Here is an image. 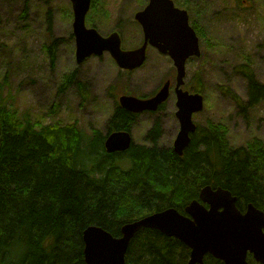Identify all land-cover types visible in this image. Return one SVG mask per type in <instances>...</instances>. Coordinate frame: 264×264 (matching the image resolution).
<instances>
[{"label":"trees","instance_id":"16d2710c","mask_svg":"<svg viewBox=\"0 0 264 264\" xmlns=\"http://www.w3.org/2000/svg\"><path fill=\"white\" fill-rule=\"evenodd\" d=\"M191 17L199 38L211 42L206 26ZM54 43L48 47L52 60ZM236 69L248 80V99L232 89L226 93L241 109L264 103V82L251 65L244 62ZM7 78H0V90ZM136 117L117 104L108 132L94 129L87 136L73 123L38 126L26 116L19 121L0 96V264H87V227L99 226L120 237L124 224L148 214L168 207L183 212L199 199L205 185L229 189L241 210L249 203L264 210L261 139L232 148L222 125L197 124L179 155L171 146H158L161 128L156 123L150 131L151 145L133 142L126 151L108 153L107 135L131 131ZM189 259L190 248L181 240L146 227L131 239L125 264H188ZM248 261L262 264L252 254ZM205 263L225 264L211 254Z\"/></svg>","mask_w":264,"mask_h":264},{"label":"rangeland","instance_id":"374dc122","mask_svg":"<svg viewBox=\"0 0 264 264\" xmlns=\"http://www.w3.org/2000/svg\"><path fill=\"white\" fill-rule=\"evenodd\" d=\"M174 1L192 20H200L211 38L206 44L201 36L203 54L186 64L184 89H201L198 92L205 100L194 121L199 126L222 125L232 148L256 138L264 142V103L241 109L226 93L232 89L247 101L248 80L236 69L244 62L264 82V0ZM148 2L95 0L86 25L104 36L118 31L124 49L136 48L143 43L144 33L135 14ZM73 19L70 0H0V78L8 75L0 96L19 121L26 116L38 126L73 123L87 136L94 129L106 134L120 95L152 96L171 79V93L162 108L137 114L131 133L135 143L151 145L150 131L159 123L158 146L173 147L180 122L172 58L149 46L145 63L133 70L119 67L108 51L79 63ZM54 41L52 60L48 47ZM71 76L73 81L65 84Z\"/></svg>","mask_w":264,"mask_h":264},{"label":"water","instance_id":"95a60500","mask_svg":"<svg viewBox=\"0 0 264 264\" xmlns=\"http://www.w3.org/2000/svg\"><path fill=\"white\" fill-rule=\"evenodd\" d=\"M73 9V30L77 61L80 63L93 54L108 51L122 69L141 67L147 59L149 46L169 55L177 69L175 93L176 116L180 130L174 141V151L182 155L197 129L195 112L204 108V95L183 88L186 64L189 58L201 55L200 40L191 26L189 13L175 5L174 0H149L136 12L144 41L133 49L122 48L118 31L104 36L95 27H87L86 17L92 0H70ZM171 80H167L152 96L131 94L119 96V104L127 111L139 114L158 111L171 93ZM133 144L131 131L115 130L105 140L108 153L123 152ZM155 228L167 236L176 237L190 248L188 264H206L207 254L225 264H250L248 255L264 264V210L249 203L244 211L238 206V197L223 187H202L199 199L191 201L181 212L176 207L148 214L122 226L120 237L99 226L85 229L84 256L87 264H125L131 239L141 228Z\"/></svg>","mask_w":264,"mask_h":264}]
</instances>
